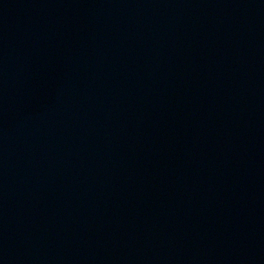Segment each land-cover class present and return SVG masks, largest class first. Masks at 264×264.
Instances as JSON below:
<instances>
[{
    "label": "water",
    "instance_id": "1",
    "mask_svg": "<svg viewBox=\"0 0 264 264\" xmlns=\"http://www.w3.org/2000/svg\"><path fill=\"white\" fill-rule=\"evenodd\" d=\"M0 264H264V0H0Z\"/></svg>",
    "mask_w": 264,
    "mask_h": 264
}]
</instances>
